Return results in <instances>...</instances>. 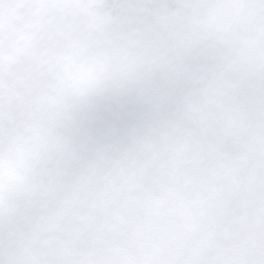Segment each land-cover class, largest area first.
Instances as JSON below:
<instances>
[{"label": "snow or ice", "instance_id": "obj_1", "mask_svg": "<svg viewBox=\"0 0 264 264\" xmlns=\"http://www.w3.org/2000/svg\"><path fill=\"white\" fill-rule=\"evenodd\" d=\"M0 264H264V0H0Z\"/></svg>", "mask_w": 264, "mask_h": 264}]
</instances>
